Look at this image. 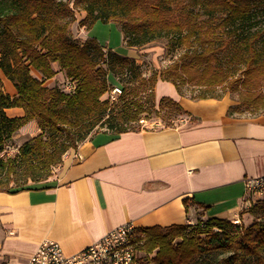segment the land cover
Returning a JSON list of instances; mask_svg holds the SVG:
<instances>
[{
  "label": "trees",
  "instance_id": "obj_1",
  "mask_svg": "<svg viewBox=\"0 0 264 264\" xmlns=\"http://www.w3.org/2000/svg\"><path fill=\"white\" fill-rule=\"evenodd\" d=\"M76 11L86 13L81 24L88 30L97 22H122L130 48L159 39L183 48L180 61L156 75L154 84L158 79L172 83L184 95L182 87L187 85L226 91L228 84L236 83L240 103L228 114L264 111V92H255L264 89V23H259L264 0H74L72 6L70 0H0V70L17 91L16 96L6 93L0 79V192L15 194L48 184L66 153L77 150L97 126L114 135L140 130L134 124L145 112L141 105L135 111L127 106L116 110L115 102L102 99L110 89L109 72L135 71L136 63L117 52L106 54L94 41H71ZM56 65L75 83L74 91L45 85L56 76ZM208 92L193 99L223 97ZM164 102L177 111L176 120L183 114L178 102L163 97L160 106ZM10 108H22L24 114L10 117ZM33 120L43 133L5 158L7 142ZM248 212L255 216L248 227L217 217L195 224L137 227L146 235L140 251L148 256L155 252L143 260L204 264L199 258L218 252L222 257L213 264H264V205Z\"/></svg>",
  "mask_w": 264,
  "mask_h": 264
},
{
  "label": "crops",
  "instance_id": "obj_2",
  "mask_svg": "<svg viewBox=\"0 0 264 264\" xmlns=\"http://www.w3.org/2000/svg\"><path fill=\"white\" fill-rule=\"evenodd\" d=\"M157 90L158 103L169 97L181 106L174 124L97 133L66 153L48 184L0 192V264H26L46 240L74 255L127 225L254 223L245 182L264 175V114L229 115L227 94L193 99L162 80Z\"/></svg>",
  "mask_w": 264,
  "mask_h": 264
},
{
  "label": "rangeland",
  "instance_id": "obj_3",
  "mask_svg": "<svg viewBox=\"0 0 264 264\" xmlns=\"http://www.w3.org/2000/svg\"><path fill=\"white\" fill-rule=\"evenodd\" d=\"M73 3L74 0H70L71 6ZM195 9L198 10V8ZM75 15L76 21L71 24L69 30V37L71 41L82 45L87 41H94L98 43L106 54L110 52H117L136 63L135 71L129 68L124 73L117 74L109 72L107 76L110 89L115 86L122 89V95L114 101L115 103H113L116 110H120L123 106H127L133 108L135 111L138 106L141 105V108L145 112L140 115V120L134 124L136 128L140 129H155L174 124L173 120L176 121V115L178 113L167 102H164L163 105L160 106V103H158L156 99V93L158 94V90L155 91V87L157 83L154 84L152 79L156 75L157 78H159L160 73L163 70L168 68L173 63L180 61L181 56L185 52L183 48L170 46L168 44V40L166 39L153 41L142 48H130L124 41V35L121 31L122 22H97L90 30H88L86 26L81 24V21L85 18L86 13L83 11H76ZM202 18H207V16L203 15ZM261 22L264 23V15L261 16L259 23ZM54 69L57 71L56 76L48 80L45 85L49 87L59 85L62 87L63 81L67 79L65 72L58 66H55ZM33 74L36 75L35 71H33ZM238 77L239 75L236 76L235 80ZM0 79L3 81V90L11 96H16L17 91H11L7 88L5 84V75L1 70ZM159 80L160 79H158V81ZM227 87L228 90L224 91L222 88L214 90L199 88L194 85H187L182 87V92L185 96L191 98H195L205 90L209 91V95L223 94V96H225L227 94L234 99L235 105H238L240 103V99L239 92L235 90L236 83L228 84ZM255 92H264V89L259 88ZM102 99H107V93L102 97ZM236 114L238 116H254L264 114V111L261 110L253 112L252 110H244L243 112ZM100 132H110V130L107 129V127L97 126L94 130H92L87 139ZM42 133V130L39 128L38 123L35 120L20 128L7 142V145L5 146V149L7 150L5 158L15 156L24 144L30 142ZM46 135L47 134L44 133V136ZM54 171L55 170L52 171V176ZM10 177L12 180L16 178L15 176L13 177V175ZM14 182H11L10 185L13 186ZM199 221L205 222L207 220ZM136 235L137 240L140 242L138 244L137 264H153L148 261L153 258L155 252L148 256L146 253L140 251V246L145 244L146 235L138 231L136 232ZM146 256H148V261L143 260ZM220 257H222V255L218 254V252H212L203 255V257L199 258V261L204 264H213Z\"/></svg>",
  "mask_w": 264,
  "mask_h": 264
},
{
  "label": "built area",
  "instance_id": "obj_4",
  "mask_svg": "<svg viewBox=\"0 0 264 264\" xmlns=\"http://www.w3.org/2000/svg\"><path fill=\"white\" fill-rule=\"evenodd\" d=\"M75 88V83L71 80L63 81L62 89L65 92H72ZM121 95L122 89L115 86L108 91L107 99L114 102ZM5 154L6 149L3 152ZM245 186L244 208L248 210L256 205H264V175L247 179ZM233 223L243 225L240 220H234ZM136 228L127 225L115 229L97 243L74 255H67L57 241L46 240L26 264H137L140 242L137 240Z\"/></svg>",
  "mask_w": 264,
  "mask_h": 264
},
{
  "label": "bare ground",
  "instance_id": "obj_5",
  "mask_svg": "<svg viewBox=\"0 0 264 264\" xmlns=\"http://www.w3.org/2000/svg\"><path fill=\"white\" fill-rule=\"evenodd\" d=\"M5 84H6L7 88L10 89L11 91H16L13 83L11 81H9L6 77H5Z\"/></svg>",
  "mask_w": 264,
  "mask_h": 264
}]
</instances>
